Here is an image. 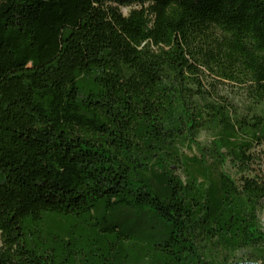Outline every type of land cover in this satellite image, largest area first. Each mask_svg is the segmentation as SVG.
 I'll return each instance as SVG.
<instances>
[{"label": "trees", "instance_id": "obj_1", "mask_svg": "<svg viewBox=\"0 0 264 264\" xmlns=\"http://www.w3.org/2000/svg\"><path fill=\"white\" fill-rule=\"evenodd\" d=\"M261 144L264 0H0V264H264Z\"/></svg>", "mask_w": 264, "mask_h": 264}, {"label": "rangeland", "instance_id": "obj_2", "mask_svg": "<svg viewBox=\"0 0 264 264\" xmlns=\"http://www.w3.org/2000/svg\"><path fill=\"white\" fill-rule=\"evenodd\" d=\"M127 11L128 9H123V13H126ZM202 139H204V137ZM254 154L256 159V164L253 166L255 172L264 178V144L257 146L254 149ZM227 170L231 175H234V171L230 170L229 168ZM261 222L264 228V210L261 214Z\"/></svg>", "mask_w": 264, "mask_h": 264}]
</instances>
